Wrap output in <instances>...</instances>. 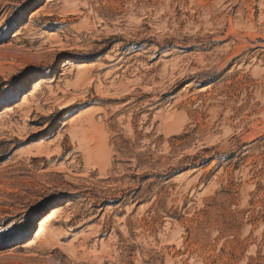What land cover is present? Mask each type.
Listing matches in <instances>:
<instances>
[{"label": "rangeland", "instance_id": "374dc122", "mask_svg": "<svg viewBox=\"0 0 264 264\" xmlns=\"http://www.w3.org/2000/svg\"><path fill=\"white\" fill-rule=\"evenodd\" d=\"M0 264H264V0H0Z\"/></svg>", "mask_w": 264, "mask_h": 264}, {"label": "bare ground", "instance_id": "6f19581e", "mask_svg": "<svg viewBox=\"0 0 264 264\" xmlns=\"http://www.w3.org/2000/svg\"><path fill=\"white\" fill-rule=\"evenodd\" d=\"M78 68L84 69V66H79ZM37 87H38V84H37ZM57 218H59V213L58 211L55 210L54 212H51L43 219V221L41 222L39 226L38 241L35 247L33 248L32 253L39 254V253H43L46 251L50 243L49 226H50V223L56 220Z\"/></svg>", "mask_w": 264, "mask_h": 264}, {"label": "water", "instance_id": "95a60500", "mask_svg": "<svg viewBox=\"0 0 264 264\" xmlns=\"http://www.w3.org/2000/svg\"><path fill=\"white\" fill-rule=\"evenodd\" d=\"M45 216H46V215H45ZM45 216H43L41 219H39V220L37 221L36 226H35V231H37V226H38V224L41 223V221L45 218Z\"/></svg>", "mask_w": 264, "mask_h": 264}]
</instances>
